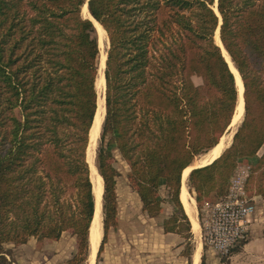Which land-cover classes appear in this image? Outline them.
<instances>
[{
    "label": "trees",
    "instance_id": "trees-1",
    "mask_svg": "<svg viewBox=\"0 0 264 264\" xmlns=\"http://www.w3.org/2000/svg\"><path fill=\"white\" fill-rule=\"evenodd\" d=\"M86 2L108 40L95 159L103 182L98 253L116 222L115 151L142 208L159 213L165 187L173 212L164 230L190 239L182 172L219 142L238 101L214 41L218 28L243 83L244 118L229 147L191 169L189 192L197 204L221 199L237 161L254 159L247 186L255 182L264 195V0H0V264L6 243L65 231L77 242L68 264L88 255L95 202L86 152L100 50L81 13Z\"/></svg>",
    "mask_w": 264,
    "mask_h": 264
},
{
    "label": "rangeland",
    "instance_id": "rangeland-1",
    "mask_svg": "<svg viewBox=\"0 0 264 264\" xmlns=\"http://www.w3.org/2000/svg\"><path fill=\"white\" fill-rule=\"evenodd\" d=\"M192 78L196 83L199 82L195 76L192 75ZM243 118L244 106L240 120L238 119L235 124L229 125L226 132L222 135L223 137L225 136V138L231 135V140H226L222 151L230 146L233 135L241 125ZM100 132L95 146V159L96 151L99 146ZM263 150L264 147L258 151V156L262 154ZM207 152L197 155L193 159L192 164L200 162ZM95 159L94 163L96 166ZM254 162V159H250V161L239 159L237 161L236 166L228 177L225 195L228 193L231 177L238 178L253 198L255 206V214H253L254 216L257 215V219L260 214L261 216L264 215V195L257 192V185L255 182H250V186H247L250 171L255 165ZM112 164L117 171L115 184L117 205L116 222L108 227L102 249L98 253L104 236L102 213L101 238L97 247L98 250L95 255L94 264H192L193 252L197 241L201 243L199 264H201L202 258L204 259V264H230L229 256L233 252H238L243 244L241 243L239 246L235 247L228 255H220L207 243L205 238V220L208 218L211 204L220 200L219 198H215V196L204 198L200 204H197L196 200H194L196 219L200 229L198 235H195L191 231L190 225L191 235L188 240L186 239L187 233L185 230H183V233L164 230V222L170 218L173 212V206L167 199V189L165 187L159 188V195L165 198V201L161 204L160 212L151 216L142 208L140 198L132 188L128 179L129 166L126 161L120 157L117 151L114 152ZM188 175L186 177V185L189 192ZM189 195L195 199L194 193L189 192ZM76 252V238L71 232L65 231L58 239H37L35 237H30L25 243H6L4 245L3 255L7 260V264H68L69 260ZM89 252L90 247L88 248V255ZM88 255L85 264H87Z\"/></svg>",
    "mask_w": 264,
    "mask_h": 264
},
{
    "label": "bare ground",
    "instance_id": "bare-ground-1",
    "mask_svg": "<svg viewBox=\"0 0 264 264\" xmlns=\"http://www.w3.org/2000/svg\"><path fill=\"white\" fill-rule=\"evenodd\" d=\"M215 8V7H214ZM81 13L84 17L91 18L90 13L88 12V9L86 7V4L84 3L81 7ZM92 22L96 28L97 36H98V43H99V70H98V77L96 79V89L98 93V101H97V110L94 117V121L92 124V127L90 129V139L89 144L86 152V159L89 164L90 168V179L92 182V188H93V195H94V215L90 226L89 231V247L90 252L87 259V264H94L95 255L97 252V247L101 238V215H102V192H103V184H102V178L97 172L95 163H94V155H95V146L96 141L99 136V132L101 130V124L105 115V100H104V88H105V80L103 76V70L105 66V59H106V47H107V38L105 35V32L103 28L100 26V24L95 20L92 19ZM214 41L216 44H218L221 47L222 54L224 55V58L226 59L228 66L230 67V70L233 72L235 77V84L237 86L238 90V101L236 105L235 113L232 117L230 126L235 124L237 120L241 118V115L243 113V106H244V100L242 97L243 92V84L240 77L239 72L237 71L235 65L233 64L231 58L229 57L228 53L222 46V43L220 42L218 31L216 30L214 35ZM231 135H229L227 138L225 136H221L220 141L211 148L206 155L201 159L200 162L196 164H191L187 166L183 172H182V185L180 189V200L183 205V208L188 216V219L191 224V231L198 235L199 233V223L196 219V209H195V199H193L187 190L186 185V177L189 173V171L196 166H203L208 163H210L212 160H214L216 157H218L221 154V151L223 147L225 146L226 140L230 141ZM103 236V235H102ZM200 248L201 243L197 241L196 247L193 252V258H192V264H199L200 262Z\"/></svg>",
    "mask_w": 264,
    "mask_h": 264
},
{
    "label": "built area",
    "instance_id": "built-area-1",
    "mask_svg": "<svg viewBox=\"0 0 264 264\" xmlns=\"http://www.w3.org/2000/svg\"><path fill=\"white\" fill-rule=\"evenodd\" d=\"M255 206L242 182L231 177L228 193L210 206L205 220L207 243L220 255H228L247 241Z\"/></svg>",
    "mask_w": 264,
    "mask_h": 264
},
{
    "label": "crops",
    "instance_id": "crops-1",
    "mask_svg": "<svg viewBox=\"0 0 264 264\" xmlns=\"http://www.w3.org/2000/svg\"><path fill=\"white\" fill-rule=\"evenodd\" d=\"M254 214L249 237L238 252L229 256L230 264H264V215L260 214L256 219L257 215Z\"/></svg>",
    "mask_w": 264,
    "mask_h": 264
},
{
    "label": "water",
    "instance_id": "water-1",
    "mask_svg": "<svg viewBox=\"0 0 264 264\" xmlns=\"http://www.w3.org/2000/svg\"><path fill=\"white\" fill-rule=\"evenodd\" d=\"M86 4V7H87V9H88V6H87V2L85 3ZM215 6H216V3H215ZM89 12V11H88ZM90 16H91V14H90ZM85 18H87V17H85ZM91 18L92 19H94L92 16H91ZM91 18H88V19H90L91 20ZM92 21V20H91ZM217 31H218V35H219V28L217 29ZM219 39H220V37H219ZM220 42H221V40H220ZM107 44H108V40H107ZM219 48H220V50H221V47L218 45V44H216ZM223 46V45H222ZM225 49V48H224ZM221 53H222V50H221ZM223 55V54H222ZM223 57H224V55H223ZM226 60V59H225ZM227 62V61H226ZM103 76H104V74H103ZM242 97H243V94H242ZM103 120H104V118H103ZM102 124H103V121H102ZM102 124H101V129H102ZM101 133V132H100ZM197 167H199V166H197ZM193 168H195V167H193ZM192 168V169H193ZM182 176V175H181ZM181 180H182V178H181Z\"/></svg>",
    "mask_w": 264,
    "mask_h": 264
}]
</instances>
